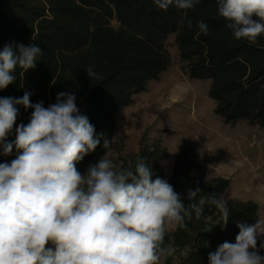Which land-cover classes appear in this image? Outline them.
<instances>
[{"label":"trees","instance_id":"16d2710c","mask_svg":"<svg viewBox=\"0 0 264 264\" xmlns=\"http://www.w3.org/2000/svg\"><path fill=\"white\" fill-rule=\"evenodd\" d=\"M45 1L48 6L41 7L32 0H0V50L7 44H37L41 48L36 67L25 71L17 66L11 73L14 82L0 89L1 97L20 98L29 92L33 104L42 101L48 107L56 102L57 90L71 92L80 113L111 144L117 111L167 70L171 57L166 41L175 34L184 70L191 78L210 80L209 96L215 102V113L227 124L245 120L264 127V35L255 43L236 39L218 14L216 0H200L192 9L170 6L167 10L159 9L153 0ZM201 21L208 25L207 35L197 27ZM89 68L95 73L90 77L86 72ZM16 107L17 119L27 124L33 109ZM15 151L5 156L0 148V163H10ZM105 151L101 140L77 165L96 163ZM162 155L165 151H144L139 159L150 169L151 162L158 166V171L151 169L152 178L168 180L186 206L192 202L187 198L189 188L199 187L202 191L196 201L205 200L204 214L197 219L193 213L185 219L187 226H178L173 233L177 246L190 243L180 264H209L210 252L225 241L235 242L238 223L259 221L258 206L243 203L232 208L226 226H221L223 221L208 225L206 219L217 210L208 203L209 196L219 199L230 180L207 182L210 159L191 146L179 151L171 175L165 178L157 163ZM167 239L165 235L164 247Z\"/></svg>","mask_w":264,"mask_h":264},{"label":"clouds","instance_id":"9594fccd","mask_svg":"<svg viewBox=\"0 0 264 264\" xmlns=\"http://www.w3.org/2000/svg\"><path fill=\"white\" fill-rule=\"evenodd\" d=\"M200 0H153L161 10L170 6L192 9ZM218 14L236 39L255 43L264 35V0H216ZM188 21L189 29L192 28ZM197 27L204 35L208 25ZM37 44H7L0 50V89L12 84L17 66L36 67ZM92 76V69H87ZM31 93L20 98L0 97V148L11 162L0 163V264H160L175 248L164 247L169 226L185 228L192 214H204L202 190H187L191 203L182 201L168 180L152 178L141 158L135 170L118 166L107 154L85 173L77 163L109 138L97 134L80 113L76 96L60 92L56 102L33 104ZM32 108L30 121L15 127L18 109ZM226 226L227 202L209 196ZM262 222L237 224L235 242L225 241L208 254L209 264H264ZM259 241V246H258Z\"/></svg>","mask_w":264,"mask_h":264},{"label":"rangeland","instance_id":"374dc122","mask_svg":"<svg viewBox=\"0 0 264 264\" xmlns=\"http://www.w3.org/2000/svg\"><path fill=\"white\" fill-rule=\"evenodd\" d=\"M32 2L48 6L45 0ZM112 25L119 24L113 20ZM166 42L171 57L169 67L117 111L116 134L104 154L118 166L130 169L144 151H165L157 163L165 178H169L176 155L183 147L191 146L210 159L207 182L213 184L220 178L230 180L228 188L219 196L227 202L229 213L243 203H255L264 227V127L245 120L225 123L215 113V102L209 96L210 80L191 78L184 70L175 34L169 35ZM21 123L26 125L24 119H16L10 140L15 139V127ZM92 164L95 163L76 166L85 173ZM154 167L151 162V169L158 171V166ZM221 221L218 208L206 219L210 226ZM177 228L171 225L166 231V247L172 246L175 252L172 256H162L160 264H180L189 252L190 243L175 244L173 233Z\"/></svg>","mask_w":264,"mask_h":264},{"label":"crops","instance_id":"0c3cea01","mask_svg":"<svg viewBox=\"0 0 264 264\" xmlns=\"http://www.w3.org/2000/svg\"><path fill=\"white\" fill-rule=\"evenodd\" d=\"M172 173V172H171ZM171 175V174H170Z\"/></svg>","mask_w":264,"mask_h":264},{"label":"bare ground","instance_id":"6f19581e","mask_svg":"<svg viewBox=\"0 0 264 264\" xmlns=\"http://www.w3.org/2000/svg\"><path fill=\"white\" fill-rule=\"evenodd\" d=\"M178 85V84H177Z\"/></svg>","mask_w":264,"mask_h":264}]
</instances>
